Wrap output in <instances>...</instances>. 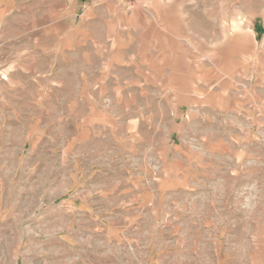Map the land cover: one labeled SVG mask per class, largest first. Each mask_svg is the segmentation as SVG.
I'll return each mask as SVG.
<instances>
[{
    "label": "rangeland",
    "instance_id": "obj_1",
    "mask_svg": "<svg viewBox=\"0 0 264 264\" xmlns=\"http://www.w3.org/2000/svg\"><path fill=\"white\" fill-rule=\"evenodd\" d=\"M120 2L193 82L0 11V264H264V0Z\"/></svg>",
    "mask_w": 264,
    "mask_h": 264
},
{
    "label": "crops",
    "instance_id": "obj_2",
    "mask_svg": "<svg viewBox=\"0 0 264 264\" xmlns=\"http://www.w3.org/2000/svg\"><path fill=\"white\" fill-rule=\"evenodd\" d=\"M120 5V0H0V11L5 14L16 11L18 15L31 11L32 17L37 18L34 21L37 32L46 35L48 56H64L65 52L93 43L101 57L108 46L112 57L119 49L134 51L130 58L137 59V66L149 69L150 78L155 74L163 76L154 78L155 81H163L164 75L171 72L181 82H193V74L199 68L198 41L188 40L184 48L175 39L166 37L165 29L155 21L142 25L134 19L121 20ZM92 10L109 11L111 17L89 16ZM134 26L136 35L131 33ZM258 38L259 33L255 40ZM210 52L214 57L215 45ZM184 70L187 76H183Z\"/></svg>",
    "mask_w": 264,
    "mask_h": 264
}]
</instances>
